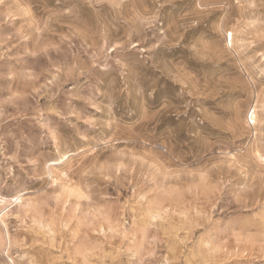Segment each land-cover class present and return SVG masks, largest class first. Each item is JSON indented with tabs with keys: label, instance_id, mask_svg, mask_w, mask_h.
Returning a JSON list of instances; mask_svg holds the SVG:
<instances>
[{
	"label": "rangeland",
	"instance_id": "1",
	"mask_svg": "<svg viewBox=\"0 0 264 264\" xmlns=\"http://www.w3.org/2000/svg\"><path fill=\"white\" fill-rule=\"evenodd\" d=\"M0 264H264V0H0Z\"/></svg>",
	"mask_w": 264,
	"mask_h": 264
},
{
	"label": "bare ground",
	"instance_id": "2",
	"mask_svg": "<svg viewBox=\"0 0 264 264\" xmlns=\"http://www.w3.org/2000/svg\"><path fill=\"white\" fill-rule=\"evenodd\" d=\"M228 38H229V45H231L232 46V41H233V35H232V33H230L229 35H228ZM255 113V110H253V112H252V114H251V116H250V119L252 120V121H254V119H256V115L254 114ZM256 121H254V123H255Z\"/></svg>",
	"mask_w": 264,
	"mask_h": 264
}]
</instances>
